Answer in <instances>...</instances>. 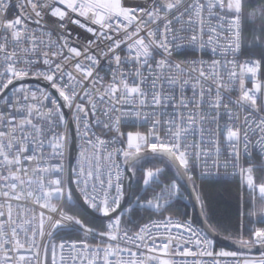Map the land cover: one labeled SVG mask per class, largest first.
I'll return each mask as SVG.
<instances>
[{"label": "snow or ice", "instance_id": "obj_1", "mask_svg": "<svg viewBox=\"0 0 264 264\" xmlns=\"http://www.w3.org/2000/svg\"><path fill=\"white\" fill-rule=\"evenodd\" d=\"M0 264H264V0H0Z\"/></svg>", "mask_w": 264, "mask_h": 264}, {"label": "water", "instance_id": "obj_2", "mask_svg": "<svg viewBox=\"0 0 264 264\" xmlns=\"http://www.w3.org/2000/svg\"><path fill=\"white\" fill-rule=\"evenodd\" d=\"M190 207H191V210H192L193 216H197V215H198V209H195V210H194V209L192 208L191 205H190ZM221 246L231 247L230 243L227 242V241L223 242Z\"/></svg>", "mask_w": 264, "mask_h": 264}, {"label": "trees", "instance_id": "obj_3", "mask_svg": "<svg viewBox=\"0 0 264 264\" xmlns=\"http://www.w3.org/2000/svg\"><path fill=\"white\" fill-rule=\"evenodd\" d=\"M230 203L233 205V218H234V215H235V204H236V200L233 198L230 200ZM189 213L193 215L192 213V210H191V207L189 206Z\"/></svg>", "mask_w": 264, "mask_h": 264}]
</instances>
